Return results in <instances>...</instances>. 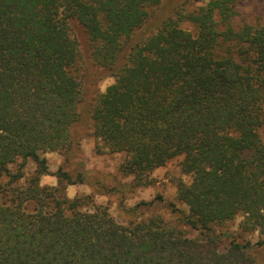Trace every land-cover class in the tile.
<instances>
[{
	"label": "trees",
	"instance_id": "16d2710c",
	"mask_svg": "<svg viewBox=\"0 0 264 264\" xmlns=\"http://www.w3.org/2000/svg\"><path fill=\"white\" fill-rule=\"evenodd\" d=\"M163 1L0 0V264H264V241L216 232L238 216L264 228V24H235L246 0L192 10L187 0L137 34ZM74 25L114 77L91 107L92 135L126 155L121 170L136 187L183 157L191 181H177L176 198L186 211L171 203L166 217L151 212L155 199L141 201L123 207L122 223L94 196H68L84 172L61 166L56 185L41 184L43 152L71 162L81 149Z\"/></svg>",
	"mask_w": 264,
	"mask_h": 264
},
{
	"label": "rangeland",
	"instance_id": "374dc122",
	"mask_svg": "<svg viewBox=\"0 0 264 264\" xmlns=\"http://www.w3.org/2000/svg\"><path fill=\"white\" fill-rule=\"evenodd\" d=\"M187 0H164L159 8L152 11L150 23H148L137 34L149 33L150 30L170 14L175 15V10ZM201 0H189L185 4L187 10H192ZM237 15L235 24L242 26L245 23L253 26L264 24V0H246L236 5ZM182 26L193 30L194 27L188 23ZM79 41L80 58L78 60L79 74L83 75L84 101L80 106L82 123L78 131L82 135L81 149L76 158L71 162H65L63 156L58 152H43L48 160L50 174L41 178L42 185H56L58 180L56 171L62 166L65 170L73 173H86V182L83 184L69 185L67 194L69 197L79 195H92L96 204L107 205L111 214L117 221L125 223L128 215L123 207H132L141 201L156 200L151 212H160L166 217L170 211V204L175 203L180 209L187 210V207L177 198V181H191L190 176L180 172L179 164L183 157L170 161L167 165L156 169L151 175V183L147 185L134 186L133 177L126 176L121 170V164L126 158L123 153H111L96 137L92 135L91 107H93L98 96L105 91L107 86L114 82V77L100 67L94 60L92 52L93 45L86 37L82 28L73 26L72 32ZM127 53V51H125ZM264 139V128L260 130ZM35 169V163L30 160L25 167V175L28 176ZM115 189V190H114ZM158 195L162 197L157 200ZM150 211L147 210L146 213ZM217 234L223 241H250L257 244L264 241V228L253 229L244 223V217L238 216L222 226L216 227Z\"/></svg>",
	"mask_w": 264,
	"mask_h": 264
}]
</instances>
